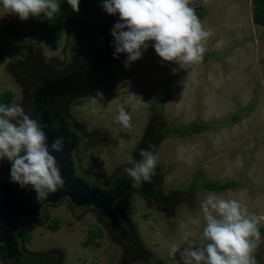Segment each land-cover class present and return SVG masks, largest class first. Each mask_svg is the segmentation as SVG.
Instances as JSON below:
<instances>
[{
  "label": "rangeland",
  "instance_id": "obj_1",
  "mask_svg": "<svg viewBox=\"0 0 264 264\" xmlns=\"http://www.w3.org/2000/svg\"><path fill=\"white\" fill-rule=\"evenodd\" d=\"M59 2L64 30L53 40L35 20H21L0 3V96L10 90L13 101L20 102L11 76L18 75L24 65L38 61L58 69L64 66L68 72L92 59L96 70L109 76L112 89L100 102L87 99L76 107L85 125L89 122L90 129L98 127L96 131L104 134L96 144V159L95 150L80 154L85 168L107 174L116 159L115 153L124 143L115 135L120 124L117 107L124 104L125 97L132 109L128 112L131 122L139 127L150 115V123L166 132L157 156L169 169L168 187L178 190L170 196L176 203L168 213L139 202L136 196L138 202L125 203L122 210L138 247V254L131 258L106 230L104 238L97 239L98 246L82 245L88 229L99 225L96 214L73 217L64 213L61 202L49 207L50 215L61 217L62 222L55 231L37 226L35 232L40 242L57 250L59 264H183L179 252L173 258L170 249L205 242L201 239L205 221L200 205L211 192L239 200L250 214H264V32L252 19L251 0H193V7L206 6L200 19L214 34L206 43L203 61L186 68L164 61L152 41L138 60L125 67L127 53L114 56L111 34L119 16L105 11L104 0L98 1L89 16H79L67 0ZM6 25L17 33L5 35ZM196 121L209 126L188 135L179 132V127ZM201 178L232 181L235 186L217 192L199 187ZM193 219L199 223H192ZM258 227H264V221ZM260 234L262 242L253 255L258 264H264V232Z\"/></svg>",
  "mask_w": 264,
  "mask_h": 264
},
{
  "label": "clouds",
  "instance_id": "obj_2",
  "mask_svg": "<svg viewBox=\"0 0 264 264\" xmlns=\"http://www.w3.org/2000/svg\"><path fill=\"white\" fill-rule=\"evenodd\" d=\"M73 11L79 12L80 0H67ZM206 2V0H205ZM7 13L21 20L43 14L52 19L60 12L59 0H0ZM193 0H104L103 7L119 20L111 30L114 56L127 53L125 67L138 60L149 41L156 53L181 68L201 63L207 51L206 43L214 34L205 27ZM175 72L176 70L173 69ZM96 96L103 97L102 92ZM96 96L93 103L97 102ZM116 120L123 128L132 129V117L124 105L117 107ZM46 127V126H44ZM44 127L31 117L21 104L0 105V160L11 163L10 179L21 187L31 185L37 201L45 199L64 186L60 166L52 151L63 152L64 138L57 137L51 145ZM156 145L149 144L139 151V160L129 161L124 173L132 186L150 181L155 174L158 156ZM205 225L201 239L206 244L183 249L173 245L170 255L179 252L183 264H258L253 253L261 244L258 225L264 214H250L248 207L237 199H226L215 192L208 194L200 205ZM192 223H199L193 219Z\"/></svg>",
  "mask_w": 264,
  "mask_h": 264
},
{
  "label": "flooded vegetation",
  "instance_id": "obj_3",
  "mask_svg": "<svg viewBox=\"0 0 264 264\" xmlns=\"http://www.w3.org/2000/svg\"><path fill=\"white\" fill-rule=\"evenodd\" d=\"M96 68L98 66L96 67L92 59L85 64L79 63L68 72H64V66L62 69H58L43 65L38 61L24 65L18 75L11 76V81L16 86L20 98V102L13 101L12 104H21L31 117L38 120L41 126L42 116L46 114L48 125L53 130L58 131L64 129V126L66 127L67 132L74 140L71 159L75 175L82 178L91 187H98L100 190H109L113 186H118L120 194L112 203L111 209L119 221L120 227L124 228L123 234L121 231L112 230L108 215L93 204L76 205L68 196L64 195L55 202H44L36 215H25L19 219L12 238L5 237L8 244L0 241V264H59L60 254L56 249L53 250L46 241L40 242L35 231L37 226L51 230L48 225L54 219H59V224L62 222L61 217L52 216L47 210L60 202L62 203L61 207L66 209L64 213L69 212L73 217L86 212L96 214L99 225L90 229L99 230L102 235H97L95 240L98 242L97 239L104 238L106 230L108 237L118 243L121 252L126 251L129 258L138 254V247L128 215L125 213L126 211H123L125 203L128 200L131 203L137 201L133 198L136 196L139 198V202H144L149 207L155 206L157 211L159 209L166 213L174 211L176 199L171 201L170 196L178 190L168 187L166 174L169 169L164 167L162 159V162L158 160L155 174L151 180L141 181L139 187H133L131 178L124 173L128 162L139 160V151L149 144L156 145L155 152L157 154L158 147L165 137L164 130H160L158 125L153 126L150 123V115L147 116L143 124L139 125L140 129L133 122H131L133 126L131 130L125 129L119 124L115 135L118 140L124 143H121V148L118 147L117 153H115L116 159L108 166L107 174H97L85 168L82 153L95 150L94 159H96L97 150H99L96 144L104 139V134L101 131H96L98 127L94 130L90 129L89 127L92 125L88 127L89 122H86L85 125V120L80 118V109L76 107L83 105L87 99L93 101V97L98 92H102L105 97L112 89L109 76L102 75ZM7 91L13 94L12 91ZM113 92L115 93V89L112 90ZM103 97L96 96L97 102L103 100ZM122 99L125 110L130 112L131 105L127 104L129 100L125 97ZM10 170V161L7 158L0 160V184L11 180ZM142 182L150 194H145L142 191ZM84 241L82 245H84Z\"/></svg>",
  "mask_w": 264,
  "mask_h": 264
},
{
  "label": "water",
  "instance_id": "obj_4",
  "mask_svg": "<svg viewBox=\"0 0 264 264\" xmlns=\"http://www.w3.org/2000/svg\"><path fill=\"white\" fill-rule=\"evenodd\" d=\"M42 127H44V131L48 136L47 143L49 145L57 137L64 138L63 152L52 151L60 166L64 186L58 188L54 193H49L45 199L38 202L36 199L37 193L31 185L21 187L19 183L12 180L0 184V241L8 244L5 237L12 238V233L21 217L36 215L44 202H55L64 195L68 196L76 205L93 204L108 215L111 229L121 231L123 234L124 228L120 227V223L111 209L112 203L120 194L118 186H113L109 190H100L98 187H91L86 181L75 175L71 159L74 140L71 138L70 133L67 132L66 127L64 126V129L58 131L53 130L48 125V116L46 114L42 116ZM141 189L145 194H150L143 182Z\"/></svg>",
  "mask_w": 264,
  "mask_h": 264
},
{
  "label": "trees",
  "instance_id": "obj_5",
  "mask_svg": "<svg viewBox=\"0 0 264 264\" xmlns=\"http://www.w3.org/2000/svg\"><path fill=\"white\" fill-rule=\"evenodd\" d=\"M98 1L99 0H80V9H79V12H77L78 15L79 16H89L92 12L96 10ZM251 2H252V12H253L252 19L256 24L262 26L263 32H264V0H251ZM194 8H195L197 15L200 18L206 13V6L200 5V6H194ZM30 18L35 20L39 28L45 32L46 37L49 40L56 39L63 34L64 27L60 20L59 14H57L52 19H48L43 14H41L39 17L30 16ZM3 31L5 35L17 33V29L12 28L10 25H6ZM1 55H2V50L0 49V63L2 61ZM12 95L13 94L9 91H5L4 93H2V95L0 96V105L11 106L13 102ZM208 126L209 125L207 123L202 124L196 121L188 125L179 127L178 130L179 132L182 133V135H188L191 133L198 132L201 129H205ZM200 180L202 181L203 178H201ZM234 186H235V183L232 181L217 182V181L207 180V179H204L199 185V187H203V188L217 191V192L231 189ZM48 227L49 229L53 231L58 229L59 219H54L53 221H51ZM259 230L260 232H264V227H261ZM97 235H102L101 231L96 230V229L88 230L86 239L84 241V245L85 246L92 245L94 247L98 246V242L95 240V237ZM206 243L207 241H205L203 244H206Z\"/></svg>",
  "mask_w": 264,
  "mask_h": 264
}]
</instances>
